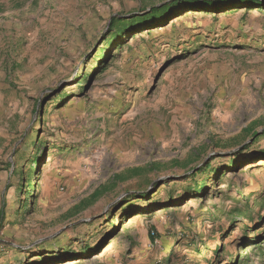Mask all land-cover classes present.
Returning a JSON list of instances; mask_svg holds the SVG:
<instances>
[{"label":"rangeland","instance_id":"obj_1","mask_svg":"<svg viewBox=\"0 0 264 264\" xmlns=\"http://www.w3.org/2000/svg\"><path fill=\"white\" fill-rule=\"evenodd\" d=\"M166 1L0 0V264H264V136L240 150L264 9H179L101 50L112 16Z\"/></svg>","mask_w":264,"mask_h":264},{"label":"trees","instance_id":"obj_2","mask_svg":"<svg viewBox=\"0 0 264 264\" xmlns=\"http://www.w3.org/2000/svg\"><path fill=\"white\" fill-rule=\"evenodd\" d=\"M235 8H263L264 9V0H169L164 4L157 6L151 5L148 8L142 10L141 13H133L128 17H121L119 15H114L111 17L108 27L107 34L102 38L101 50L106 46L111 47H121V45L126 41V37L130 36L131 38L135 37L136 34L143 32L145 30H151L157 27L163 26L167 21L172 20L173 17H177L180 13L179 9H182L183 12L186 11H210V12H225ZM112 49L105 54L104 57L100 58V61L97 62V67L93 70L92 73H85L81 76L82 79L88 80L98 72L102 71L105 63L108 62V58H112ZM84 90V88H81ZM64 97V91L59 92L58 96L55 98ZM256 125H264V118L262 117L258 122H252L248 127L244 128L247 134L253 137L252 141L249 143H243L240 147V150H245L253 145V143L260 137L264 136V128L258 132L254 131ZM258 156L254 158L255 162L259 160H264V151L256 152L255 154ZM244 156H240V159H244ZM38 158H33L34 163H37ZM234 162V158H231ZM231 161V162H232ZM246 161V160H245ZM232 162V163H233ZM216 169L208 162L206 165L201 166L194 174L189 177L195 176L198 173H207L209 176L214 175ZM28 181L27 183H29ZM194 186L190 190H188L189 195H199L202 192V187L204 186V182L195 183ZM99 195L98 191H94L90 197L87 204L92 203ZM143 193L138 194L139 198L143 197ZM191 197V196H189ZM173 196H171L168 200L171 201ZM86 201H83V203ZM78 206H74V209H77ZM27 211V210H26ZM3 209L0 211V219H3ZM128 230L126 231V233ZM128 234V233H127ZM154 237H152L153 239ZM128 241L130 245H133L134 238L132 236H128ZM260 247V246H259ZM69 257L75 256H66L65 259ZM74 259V258H73ZM68 261V260H67Z\"/></svg>","mask_w":264,"mask_h":264},{"label":"built area","instance_id":"obj_3","mask_svg":"<svg viewBox=\"0 0 264 264\" xmlns=\"http://www.w3.org/2000/svg\"><path fill=\"white\" fill-rule=\"evenodd\" d=\"M152 243H153V244H157L158 242H157L156 240H154Z\"/></svg>","mask_w":264,"mask_h":264},{"label":"bare ground","instance_id":"obj_4","mask_svg":"<svg viewBox=\"0 0 264 264\" xmlns=\"http://www.w3.org/2000/svg\"><path fill=\"white\" fill-rule=\"evenodd\" d=\"M101 253H102V254H104V253H105V250H104V251H102Z\"/></svg>","mask_w":264,"mask_h":264}]
</instances>
